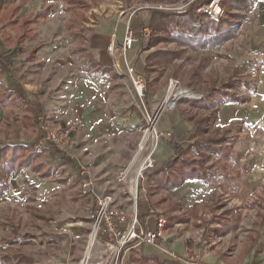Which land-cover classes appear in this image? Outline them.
Wrapping results in <instances>:
<instances>
[{"label":"rangeland","instance_id":"1","mask_svg":"<svg viewBox=\"0 0 264 264\" xmlns=\"http://www.w3.org/2000/svg\"><path fill=\"white\" fill-rule=\"evenodd\" d=\"M13 1L24 4V15L31 14L33 10L42 8L46 2H49L48 0H40L39 2L36 0ZM56 1L59 2L60 0ZM82 1V6L75 11H66L64 7L54 3L56 8L52 18H55V22L53 23L50 16L34 22L32 24L34 35L22 47L5 46L2 43V37H0V66L3 67L0 80L4 81L5 65L9 64L10 61L6 58L10 59L14 52H28L29 54L32 46H38L44 51L61 48L71 50L82 47L85 45V33L96 26L101 18L121 19L131 26L130 20L135 14H141L142 22L147 24L149 9L184 12L190 11L193 7L201 16L205 14L209 19H217L224 15L223 8H225L221 0H197L196 2L194 0ZM253 1L242 0L244 8H228L227 17L236 23L234 32L225 37L219 46L213 49L185 48L177 45L170 38L151 45L148 55L153 50H162L168 56L166 60H163L164 57L153 55L155 60L151 57V60L148 61V64H153L147 72L143 70V73L148 77L144 85V95L134 97L129 91V86L123 84L124 80L122 81V79L119 81L118 89L115 90L120 103L123 105L119 117H123L129 123V128L128 131L125 130L114 135H121L124 139L121 142L116 140L115 146L111 145L112 147L108 148L106 143L95 142L96 148L100 151L92 162L103 159L102 161L112 174L117 173L133 158L136 161L139 154L138 144L145 136L144 132L154 133L152 128L147 131L151 123L149 119L157 112L158 103L167 95L166 85L170 78L175 79L180 86L187 87L189 90L202 95L198 99H182L174 108L165 110L172 111L186 119L187 122L191 121L189 117L196 121L208 117L212 109L216 110L215 115H219L220 110L218 108L228 102L235 106L240 105L243 110H246L242 119L232 121L229 125L224 126H212L211 123L207 131L205 129V136L224 138L223 142L217 146L220 150L210 152L204 161L206 164L203 167L210 174L206 181L198 178L185 180L180 187L167 191L155 179H149L145 185L151 203L165 211L168 221L167 228L179 227L177 232L180 235H188L186 258L188 261L192 260L198 264H203V261L199 259V252L205 253L204 255L210 258L214 256L223 262L228 260L239 262L246 253L248 256L260 255L264 259V234H262L264 223L261 218L264 214V124L252 129L249 120L246 121L248 114H250L248 112L254 111L252 97L258 90L261 77L259 73L261 62L260 59H257L258 51H252L250 33L245 29V23L251 16V9L249 8ZM66 24H70L71 27L66 28ZM150 33L148 28V34L145 35L143 41L148 40ZM116 48L119 53V45H116ZM25 57L26 55H19L16 60H13L19 65L16 73L19 69L21 73H30L33 67H40V64H29ZM156 58L160 59L157 60ZM52 60L50 56L43 57L40 62L44 61L48 64L45 65L47 69L42 68V70H59L56 65L52 64ZM131 60L133 61V59ZM148 94L149 98L146 97ZM202 98H208V102L203 104L211 105L213 108L210 106L207 110L204 107L198 108L197 105H194ZM22 110L0 107V139L3 143L34 140L35 130L32 134L33 131L25 127V123L20 121V116L23 114ZM159 118L155 120L153 127L156 130L155 133L159 135L154 148V156L163 138L174 139L172 132L166 136L160 133L158 130ZM49 122L52 121L49 120ZM37 126L40 130L39 124ZM181 139L186 141L187 138ZM66 150L67 148L64 150L55 149L57 153L63 152L62 154ZM44 157L45 155H41L40 159H44ZM58 162V159H54L56 167L51 169L50 175L46 178L50 182V187L56 186L57 192H60V184L55 181L61 175L57 166ZM37 173L27 169L15 179L19 181L35 179L38 181L43 177ZM254 180L257 182L254 187H251L249 183ZM126 196H122L126 199L125 207L131 209L132 199L127 196L128 200ZM76 202L71 199L69 207L71 206L72 216H66V218L71 219L74 225L79 226L78 229H74L78 238H76L77 243H74L73 248L76 255L82 254L83 256L88 240L87 235L91 227V219L90 215L84 214L79 209L78 205L75 204ZM231 208L238 209L241 222L232 233L220 235L221 221L224 220L222 216L226 215L227 210ZM23 211L25 214H23L21 226L25 230H30L36 226L34 223L36 218L31 216V211L25 209ZM12 212L14 211L7 210L2 215L5 223L1 224L2 222H0V232L2 227L8 231L11 225H16L19 213ZM54 212L56 214L54 218L59 219L58 213H56L58 211L55 210ZM80 220L81 222H79ZM57 222H61V220ZM37 236L34 235V240L38 242ZM2 238L5 239L4 236L0 235V254H2V250L11 248L10 245L6 246ZM26 245H29V241H26ZM30 245L29 247H31ZM209 259L208 262H210Z\"/></svg>","mask_w":264,"mask_h":264},{"label":"crops","instance_id":"2","mask_svg":"<svg viewBox=\"0 0 264 264\" xmlns=\"http://www.w3.org/2000/svg\"><path fill=\"white\" fill-rule=\"evenodd\" d=\"M36 1L39 2L40 0ZM48 1L42 8L39 7L37 10H33L31 14L24 15V4L9 0L5 6L18 5L20 7V17L30 21V29L21 45L15 44L16 36L14 31L7 30L6 34L0 32L2 43L9 47H22L34 35L32 26L34 22L50 16V19L54 23L55 18H52L56 8L54 3L64 7L66 11H75L83 3L82 0H60V4L56 0ZM46 8L48 11L45 16H42L41 13ZM249 9H251V16L245 23V29L250 33L252 51H258L257 59H260L261 62L259 71L261 77L257 87L258 90L252 97L254 111H249L248 113L250 114L246 118V121L249 120L253 129L264 124V0H254ZM130 21L131 26L121 19L113 17L99 19L96 26L85 33V45L82 47H76L71 50L61 48L44 51L39 49L38 46H32L29 54L28 52H14L10 56V59L6 58L10 61L9 64L5 65L6 70L3 73L4 81L0 80V82L10 93L7 98L8 103L4 106L0 105V107L23 109L20 121L25 123L24 126L28 129L35 130V135H32L34 134L33 131L31 135L34 140L28 142L3 143L2 139H0L2 145H9L5 158L10 155L11 149L14 146L21 144L26 148L25 151L22 147V151L24 150L26 155L19 160L15 159V168L12 167L11 171L4 174L0 183L1 224L5 223V220L2 218L5 211L19 213L16 225H11L8 231L5 230V227L1 228L0 235L5 237V239H2H4L6 246L10 245L11 248L2 250L0 264L79 263L78 261H80L79 259H81L82 254L80 256L76 255L73 248L74 243H77L76 238H78L74 229H78L79 226L74 225L71 219L66 218V216H72L71 206L69 207L71 199L77 201L75 204L88 216L95 210V195L112 194L117 206L129 213L132 210V208L125 207L126 199L122 196L127 195L130 199L131 197L116 182V172L115 174L110 173L102 161L103 159L96 160L94 163L92 162L93 158L100 151L96 148L95 142L101 141L106 143L107 148L114 147L116 140L121 142L124 139L121 135L115 136L114 134H120L125 130L128 131L129 123L123 117H119L123 105L120 103V99L115 92L119 87L120 79H122V81L124 80L123 84L125 83L129 86V91H131L132 95L138 97L137 92L134 91L130 77L126 73V64L132 65L144 77L145 82L148 79L141 69L146 64L145 57L149 52V50H141V43L145 37L142 30L148 31V28L144 27L141 14L133 15ZM128 26L132 30L134 29L139 38L134 42L131 49L128 50V56L126 55V61H124L119 56L116 45H119L123 40L125 29ZM70 27V24H66V28ZM111 41L116 48L113 53L106 48ZM19 55H26L25 58H27L29 64H40V67H33L30 73H21L20 69L16 73L19 65L13 60H16ZM47 56L52 57V64L56 65L59 70H42V68L47 69L45 65L48 63H44V61L40 62V60ZM0 67L1 73L3 67ZM146 97L149 98V94ZM218 109L220 110V114H216L214 121H209V124L205 126L206 131L211 126V123L212 126L229 125L232 121L235 122L238 119H242L243 114L246 112L240 105L235 106L229 102ZM189 119L191 121L187 122L186 119L172 111H165L160 116L158 130L164 136L168 135V132L169 134L172 132L174 139H162L154 156L156 159L155 166L163 164L169 157L174 155V145L184 148L192 144L199 137L197 133L198 122L191 117ZM49 120L59 124L62 128L70 129L69 137L71 138V142L66 147L67 150L64 154H62L63 152L57 153L55 151L57 148L51 144H46L44 150L41 152H31V146L34 144L32 142L37 140L41 135V131L37 126L40 124L38 122H48ZM181 138L187 139L183 141ZM41 155H45L44 159L41 158L42 160L40 159ZM54 159L59 160L57 166L60 169L59 173L61 175L55 181L60 184V192H57L56 186L50 187V182L46 178L50 175L51 169L53 170L56 167ZM27 169H31L33 172L36 171V173L39 172L37 174H41L40 176L43 178L38 181L35 179L27 181L15 179ZM151 174L152 172L146 175L143 188L139 190L141 195L137 204L138 212L140 211L143 215L144 224L148 223L149 226H153L152 216L148 213L149 208L156 207L165 213L162 208L151 203L150 195L147 193L145 185L149 179H152ZM86 179L91 180L93 183L91 187L92 192L82 194L81 183ZM256 182L254 180L249 184H251V187H254ZM165 190H171V188ZM55 192L57 193L55 194ZM23 209L31 211V216L36 218L34 221L36 226L30 230H25L21 226L23 214H25ZM55 210L58 211L56 213H58L59 219L54 218L56 217ZM233 212L237 213L240 219L237 208L227 210L226 215L222 216L223 219L228 221ZM261 218L264 223V214ZM59 220L61 222H57ZM144 224L141 225L144 226ZM4 226L6 225L4 224ZM178 229L179 227L168 228V237L164 242L168 251L171 250L175 254V257L161 251L156 246L140 244L127 247L122 254L120 264H138L137 262L140 258H146L148 263L151 264H192L194 261H188L186 258L188 235L184 233V235H180L177 232ZM219 234L222 235L220 232ZM34 235H40L37 236L38 242L34 240ZM26 241H29V245L32 243L33 245L29 247V245H26ZM204 254L199 252V259L203 261V264H264V259L260 255L248 256L246 253L239 262L229 260V262H223L214 256L210 258ZM178 257L185 258V261L181 262L178 260ZM208 259L210 262H208Z\"/></svg>","mask_w":264,"mask_h":264},{"label":"built area","instance_id":"3","mask_svg":"<svg viewBox=\"0 0 264 264\" xmlns=\"http://www.w3.org/2000/svg\"><path fill=\"white\" fill-rule=\"evenodd\" d=\"M143 29V35L148 31ZM125 36L119 44V56L126 61V54L132 45L139 38L131 27H126ZM106 48L110 52L116 49L111 41ZM126 73L130 77L134 91L138 96L144 95V77L138 73L132 65L126 64ZM167 95L158 103L157 112L151 117L150 125L147 129H153L154 133L145 136L138 144V159L133 158L127 165L123 166L115 176L116 182L120 184L132 199V210L128 213L125 209L117 206L112 194L95 195V210L91 212V227L87 235V245L84 254L78 264H120L122 254L130 246L149 244L156 246L161 251L175 257V254L167 249L165 241L167 239V219L165 213L151 207L148 213L152 216L153 226L148 223L141 225L138 220V200L141 195L140 189L146 180V175L150 173L156 165L154 151L159 135L154 127V122L166 109H171L182 99H198L201 94L189 90L187 87L180 86L178 82L170 78L166 85ZM41 135L32 146L31 152L38 153L44 150L46 144H51L57 149L64 150L71 142L69 137L70 129L62 128L54 122L39 121ZM169 134V132L167 133ZM93 183L85 180L81 183V193L92 192ZM177 257V256H176ZM181 262L185 258L178 257ZM192 264H198L193 262Z\"/></svg>","mask_w":264,"mask_h":264},{"label":"trees","instance_id":"4","mask_svg":"<svg viewBox=\"0 0 264 264\" xmlns=\"http://www.w3.org/2000/svg\"><path fill=\"white\" fill-rule=\"evenodd\" d=\"M196 1L197 0H194V2ZM221 1H223L225 6V8H223L224 15L217 19H209L205 14L201 16L193 7L190 11L184 12L149 9V21L147 24L144 23V27L149 28L151 33L149 34L148 40L141 43V50H149L151 45L167 40L168 38L172 39L177 45L189 49L205 50L207 48L213 49L219 46L221 41L225 37L231 35L235 29L234 26L236 23L230 21L227 17L228 8H244L242 0ZM8 2L9 0H0V32L5 33L7 30L14 31L16 36L15 44L21 45L23 39L29 33L30 21L20 17V7L18 5L5 6ZM47 11L48 9L46 8L42 11L41 15L45 16ZM162 52V50L151 51L149 55L145 57L146 64L141 67L142 71L144 70L147 72V70L152 68L151 66L153 63L148 64V61L151 60V57L153 58V55L164 57L163 60H166L168 54ZM153 59L155 60V58ZM156 59L159 60L160 58ZM9 93L10 91L0 82V105L4 106L8 103L7 98ZM207 99L202 98L196 102L195 105L209 109L211 105L203 104L204 102H208ZM212 110L208 117L197 120V133L199 137L195 139L192 144L184 148L174 145V155L169 157L163 164L153 167L151 178L159 182L164 189L178 187L185 180H193L196 178L204 181L207 180L210 174L207 173V170L203 167L204 164H206L204 161L208 158L210 152L220 150L217 146L224 140V138L208 137L204 135L205 126L209 124V121H214L216 119L215 110ZM22 147L24 148L21 144L14 146L11 149L10 155L5 158L9 145H2L0 140V183L4 174L11 171L12 167L15 168V159L19 160L26 155V153H24L26 148L22 151ZM29 157L32 158L31 156ZM138 220L141 224H144L143 215L140 211L138 212ZM228 221L229 222L225 220L221 221V234L237 229L240 222L238 214L233 212ZM138 264L151 263H148L146 258H140Z\"/></svg>","mask_w":264,"mask_h":264}]
</instances>
